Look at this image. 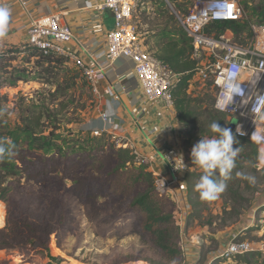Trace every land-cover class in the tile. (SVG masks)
Wrapping results in <instances>:
<instances>
[{
  "label": "trees",
  "instance_id": "trees-1",
  "mask_svg": "<svg viewBox=\"0 0 264 264\" xmlns=\"http://www.w3.org/2000/svg\"><path fill=\"white\" fill-rule=\"evenodd\" d=\"M168 2L175 6L179 4V0ZM248 25L245 18L213 22L208 32L213 26L216 36L226 29L236 36L249 29ZM26 48L27 59H34L29 77L56 86L54 93L50 94L51 98L47 99L48 103L42 102L37 112L22 117L23 126L14 131L25 135L21 144H18V135H11L10 141H6L8 135L0 133V147L4 149L0 152V199L6 204L4 224L0 226V258L5 263L12 262L10 264H65L54 254L59 252V229L66 220L63 198L69 196L86 208L88 218L100 214L103 220L129 218V233L137 235L156 250L163 264H182L175 205L167 196L158 193L153 173L147 170L145 164H135L130 149L117 146L105 134L95 135L99 137L88 141L79 137L72 147H64L44 134L43 118L46 116V120L51 122L54 117L52 112L61 114L67 105L61 101L58 103L60 109L54 107L53 111L50 110L51 106H55L56 94L63 95L64 89L59 88L57 81L46 82L43 75L50 69H56V66L61 68L67 59L63 55H44L36 48ZM148 50L180 74L172 88L173 108L180 136H184V129L185 134H190L192 130L185 127L195 119V111L188 87L197 66V61L191 56L190 39L183 36L176 38L165 32L156 48ZM54 78L57 80L58 72ZM65 97L67 95L64 94ZM201 115L204 117L199 132L201 137L215 135L209 128L213 121L229 128L228 116L223 112L205 107ZM52 127L58 129L60 124H52ZM232 131L238 141L233 147H239V154L247 149L249 164L257 163L260 154L258 145ZM185 141H180L183 150L188 145ZM30 184L38 188L37 195L30 196L26 190ZM47 227H51V231ZM245 254L242 260L248 264Z\"/></svg>",
  "mask_w": 264,
  "mask_h": 264
},
{
  "label": "rangeland",
  "instance_id": "rangeland-1",
  "mask_svg": "<svg viewBox=\"0 0 264 264\" xmlns=\"http://www.w3.org/2000/svg\"><path fill=\"white\" fill-rule=\"evenodd\" d=\"M191 2L192 0H179V4L175 6L166 0H140L133 20L139 32L150 30L161 35L169 32L173 37L186 38L174 11L184 14ZM241 4L248 23L259 20L264 22V0H241ZM215 31L216 29L211 26L210 32ZM150 35L153 34L144 36ZM249 38L248 28L234 35V40L240 43L249 41ZM50 70L43 75L46 82L57 81L59 88L64 89L63 95L56 94L55 106H49L50 110L53 111L54 107L60 109L58 103L61 101L67 106L61 110V114L53 111L54 117L51 122L46 120V116L43 118L44 134L64 147H72L79 137L86 138V141L92 137H99L86 128V121L94 114L96 106L91 86L68 60L61 68L56 66V69ZM57 72L58 78L55 80ZM55 86L38 81L27 85L20 84L18 94L8 92L11 97L9 99L6 97L8 103L7 100L0 99V133L8 135L6 141H10L11 135H18V144L24 141L25 135L14 131L23 126L22 117L37 112L42 102L48 103L47 99L51 98L50 94L54 93ZM188 91L194 99L192 106L195 119L190 122V126L185 127L190 128L192 132L185 134L184 129V136H181V142L185 139V144H188L185 150L182 149V153L188 163L185 179L189 203L186 237H182L181 242L188 247L192 243L190 242L192 237L189 236L198 237L199 243L196 245L202 252L194 264H204L208 252L213 256L212 254L220 247V241L235 234L238 239L250 242L255 248L254 251L245 254L248 264H264V160L259 158L257 163L250 165L246 157L247 149L238 154L230 177L224 180L225 190L213 201L201 200L195 185L203 170L191 161L190 152L201 137L199 132L204 121L201 112L205 107L214 108L216 88L209 80L195 78L190 80ZM64 94L67 97L64 98ZM231 122L235 125V119ZM58 123L60 127L54 129L52 124ZM82 144L85 145L86 142ZM246 176L254 177V182H249L244 178ZM216 178L223 179L218 173ZM26 190L30 196L39 192L32 184L27 185ZM2 202L4 213L0 212V224H4L6 216V204ZM63 206L66 220L59 229V252L54 256H58L57 259L65 264H163L156 250L137 235L129 233V218L124 216L117 220H103L102 214L88 218L86 208L69 196H64ZM46 229L51 231V227ZM0 261V264L12 263L10 261L5 263L1 258ZM230 264L246 263L241 255L234 257Z\"/></svg>",
  "mask_w": 264,
  "mask_h": 264
},
{
  "label": "built area",
  "instance_id": "built-area-1",
  "mask_svg": "<svg viewBox=\"0 0 264 264\" xmlns=\"http://www.w3.org/2000/svg\"><path fill=\"white\" fill-rule=\"evenodd\" d=\"M139 1L102 0L95 5L98 11L109 10L113 18L112 28L104 35L106 54L102 61L98 60L88 45L75 37L69 26L60 22L59 15L55 13L30 18L26 46L36 48L44 55H63L79 70L93 90L96 78L102 75L116 59L126 57L133 62L134 74L138 79L144 100L147 103L162 100L168 107H173L172 88L179 80L180 74L155 58L145 46V41L133 20ZM21 3L24 7L26 6L25 2ZM174 12L181 28L190 39L191 56L197 61L192 79L209 80L212 83L216 88L214 108L227 114L229 123L235 119L234 132L236 133V128H240L243 133L242 135L236 133V135L253 141L250 137L255 130L264 133V22L249 23V41L240 43L234 40L230 29H226L217 36L208 32V29L213 22L244 19L245 10L241 0H192L184 14ZM95 44L96 41L92 43V45ZM1 46L0 43V51ZM233 63L240 69L239 80L244 96H234L233 103L226 110H219L216 107L220 93L218 81L223 70ZM109 93L112 94L110 89ZM106 116L105 113H101L102 119ZM93 134L101 133L95 130ZM256 144L259 152H262L264 143ZM121 146L131 150L135 164L149 163L147 156L137 151L134 146L128 143ZM158 157L165 164L166 170L154 171L155 188L160 195L167 196L174 203L175 216L182 235L189 212L185 179L188 163L177 147L159 152ZM0 204L4 213L1 200ZM181 240L182 237H180V247L184 254L187 245ZM190 242L198 244L199 238L192 237ZM254 250L250 242L240 240L233 234L215 257L231 261L236 256Z\"/></svg>",
  "mask_w": 264,
  "mask_h": 264
},
{
  "label": "crops",
  "instance_id": "crops-1",
  "mask_svg": "<svg viewBox=\"0 0 264 264\" xmlns=\"http://www.w3.org/2000/svg\"><path fill=\"white\" fill-rule=\"evenodd\" d=\"M25 2L24 7L21 2ZM102 0H0V5L11 10L8 32L0 36V99L11 98L9 93L18 94L21 85L34 83L29 75L33 70V57L27 59V27L30 18L55 13L60 22L69 26L75 37L88 45L99 61L105 59V33L112 28V13L108 10L98 11L95 5ZM143 30L147 49L156 48L161 34ZM96 41L95 45L92 43ZM74 44V41L72 42ZM92 45V46H90ZM82 54V53H80ZM133 62L126 58L116 59L106 71L98 76L92 92L96 100L94 114L86 121V128L93 133L98 130L111 138L117 146L129 144L147 156L148 171L166 170L158 154L171 147L181 148L176 112L162 100L147 103L141 93L138 79L134 74ZM31 71V72H29ZM109 89L112 94L109 93ZM9 92V93H8ZM9 101L7 100V103ZM101 113L107 116L102 119ZM187 222L180 237H186ZM189 237H196L189 236ZM230 238V237H229ZM220 241L216 253L208 252L204 264H230L231 261L218 260L215 255L227 240ZM201 248L191 243L183 254V263L194 264ZM221 261V262H220Z\"/></svg>",
  "mask_w": 264,
  "mask_h": 264
},
{
  "label": "clouds",
  "instance_id": "clouds-1",
  "mask_svg": "<svg viewBox=\"0 0 264 264\" xmlns=\"http://www.w3.org/2000/svg\"><path fill=\"white\" fill-rule=\"evenodd\" d=\"M10 17L11 10L7 6L0 5V36H4L8 32ZM239 73L240 69L235 63L223 70L218 81L220 93L216 104L217 109L226 110L233 103L234 96H244ZM209 128L215 135L200 137L190 152L191 161L203 170L195 188L199 192L200 199L204 201L217 199L225 190L224 180L230 177L240 151L239 147H233L234 144H238V141L232 129L222 127L217 121H213ZM236 133L243 134L240 128H236ZM250 139L256 143H264V133L255 130ZM3 151L4 149L0 147V152ZM259 158L264 160V152L259 154ZM217 173L223 179L216 178ZM244 178L249 182H254L255 179L250 176Z\"/></svg>",
  "mask_w": 264,
  "mask_h": 264
},
{
  "label": "water",
  "instance_id": "water-1",
  "mask_svg": "<svg viewBox=\"0 0 264 264\" xmlns=\"http://www.w3.org/2000/svg\"><path fill=\"white\" fill-rule=\"evenodd\" d=\"M229 128L233 130L234 129V123L230 122L229 123Z\"/></svg>",
  "mask_w": 264,
  "mask_h": 264
},
{
  "label": "bare ground",
  "instance_id": "bare-ground-1",
  "mask_svg": "<svg viewBox=\"0 0 264 264\" xmlns=\"http://www.w3.org/2000/svg\"><path fill=\"white\" fill-rule=\"evenodd\" d=\"M1 207H2V206H1V204H0V212H1V214H2L3 211H2V209H1ZM1 214H0V216H1ZM145 264H147V263H145Z\"/></svg>",
  "mask_w": 264,
  "mask_h": 264
}]
</instances>
